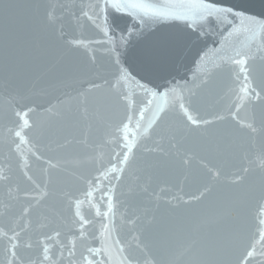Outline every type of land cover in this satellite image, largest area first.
Returning <instances> with one entry per match:
<instances>
[{"label":"snow or ice","instance_id":"obj_1","mask_svg":"<svg viewBox=\"0 0 264 264\" xmlns=\"http://www.w3.org/2000/svg\"><path fill=\"white\" fill-rule=\"evenodd\" d=\"M0 264H264V4L0 0Z\"/></svg>","mask_w":264,"mask_h":264},{"label":"water","instance_id":"obj_2","mask_svg":"<svg viewBox=\"0 0 264 264\" xmlns=\"http://www.w3.org/2000/svg\"><path fill=\"white\" fill-rule=\"evenodd\" d=\"M261 4H264V0H255V6L256 9L259 10L261 7ZM132 21L129 19V24H131ZM162 31H169L171 29L165 27L161 29ZM90 37H94L96 39H101L102 37L95 35L93 33H87ZM209 46H211V42L209 41ZM195 70V67L193 64L189 63L187 60H181L179 64L174 68H169L167 71L163 72L162 74L165 76L166 79L171 80L173 77H175L177 80H183L187 79L189 82H191L192 78V72ZM187 74V75H185ZM41 87H45L44 85H41ZM126 88L135 90L136 85L134 83H130L126 85ZM215 90L216 86L215 84L210 83L208 88L205 90L206 92V99L209 103H211L215 99ZM71 91V89H65V88H58V89H49L47 94H44L40 97H37V103L41 104L42 107H47V103L49 99H52V102H55L56 96H61L63 92ZM134 184L131 182H126L125 186H123L122 191L124 193V196L122 199L125 200H132L134 199V194L129 191L130 188H133Z\"/></svg>","mask_w":264,"mask_h":264}]
</instances>
